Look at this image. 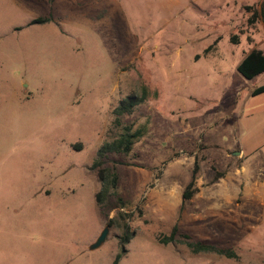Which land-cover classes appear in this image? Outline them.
Listing matches in <instances>:
<instances>
[{
  "label": "rangeland",
  "instance_id": "obj_1",
  "mask_svg": "<svg viewBox=\"0 0 264 264\" xmlns=\"http://www.w3.org/2000/svg\"><path fill=\"white\" fill-rule=\"evenodd\" d=\"M260 1L0 0V264H112L124 222L116 264H264V72L235 69L264 42L247 21ZM143 89L120 116L140 137L103 160L102 213L90 165L111 109ZM172 225L237 257L158 242Z\"/></svg>",
  "mask_w": 264,
  "mask_h": 264
},
{
  "label": "trees",
  "instance_id": "obj_2",
  "mask_svg": "<svg viewBox=\"0 0 264 264\" xmlns=\"http://www.w3.org/2000/svg\"><path fill=\"white\" fill-rule=\"evenodd\" d=\"M251 14L247 18L249 23L259 18L264 27V0H261L258 4V9L250 8ZM232 42H236V37L231 38ZM236 71L244 79H252L256 75L264 72V53L260 49L251 48L246 52L235 67ZM264 91V81L255 86L250 94L255 95ZM146 97L145 90L143 89L140 94H129L120 99L117 104L111 109L113 120L111 122V128L109 131L108 139L104 140L98 145L95 150L94 158L91 162L90 168L95 169L99 187L94 194V201L100 210L105 213V201L109 196L115 194V187L117 185V173L115 170L108 166H102L104 158L109 153L126 154L132 147L135 140L141 135L140 128H133L131 124H123L120 121V116L128 115L132 112L133 108L139 104ZM75 147H80L79 144H75ZM197 164L194 161L190 179L185 184L181 191V202L191 197L194 187V179ZM118 199V198H117ZM119 208L122 205L118 206ZM121 217L129 218V212H121ZM113 218L106 220L107 225H111ZM121 227V233L118 236V251L115 253L112 264H116L121 255L125 252L124 245L132 236V230L126 222L117 224ZM180 238L176 237V226L172 225L167 235L157 237V241L160 243L166 242H180L183 243L191 253L198 252H211L218 255H222L228 258H236L235 251L229 246H223L212 242L192 239L187 234H180Z\"/></svg>",
  "mask_w": 264,
  "mask_h": 264
},
{
  "label": "water",
  "instance_id": "obj_3",
  "mask_svg": "<svg viewBox=\"0 0 264 264\" xmlns=\"http://www.w3.org/2000/svg\"><path fill=\"white\" fill-rule=\"evenodd\" d=\"M238 152H232V154H236ZM108 232V225L104 224V226L101 228L95 239L88 245V250H93L98 248L104 241L106 234Z\"/></svg>",
  "mask_w": 264,
  "mask_h": 264
},
{
  "label": "crops",
  "instance_id": "obj_4",
  "mask_svg": "<svg viewBox=\"0 0 264 264\" xmlns=\"http://www.w3.org/2000/svg\"><path fill=\"white\" fill-rule=\"evenodd\" d=\"M260 28L264 31V27L261 23ZM253 48L260 49L264 53V42H260L258 45H255ZM243 57V56H242Z\"/></svg>",
  "mask_w": 264,
  "mask_h": 264
}]
</instances>
